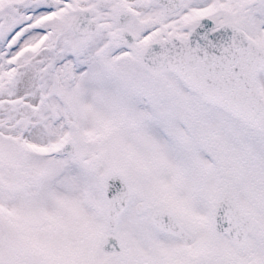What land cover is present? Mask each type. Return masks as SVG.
Wrapping results in <instances>:
<instances>
[{
  "label": "snow or ice",
  "instance_id": "obj_1",
  "mask_svg": "<svg viewBox=\"0 0 264 264\" xmlns=\"http://www.w3.org/2000/svg\"><path fill=\"white\" fill-rule=\"evenodd\" d=\"M0 264H264V0H0Z\"/></svg>",
  "mask_w": 264,
  "mask_h": 264
}]
</instances>
